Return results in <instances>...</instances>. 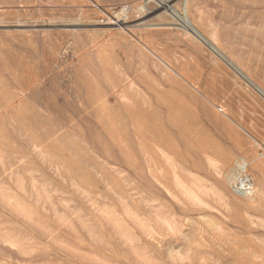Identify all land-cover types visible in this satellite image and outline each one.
Returning <instances> with one entry per match:
<instances>
[{
    "label": "rangeland",
    "instance_id": "1",
    "mask_svg": "<svg viewBox=\"0 0 264 264\" xmlns=\"http://www.w3.org/2000/svg\"><path fill=\"white\" fill-rule=\"evenodd\" d=\"M166 1L0 0V264H264V0Z\"/></svg>",
    "mask_w": 264,
    "mask_h": 264
},
{
    "label": "bare ground",
    "instance_id": "2",
    "mask_svg": "<svg viewBox=\"0 0 264 264\" xmlns=\"http://www.w3.org/2000/svg\"><path fill=\"white\" fill-rule=\"evenodd\" d=\"M159 3H160V8H163V9H165V10H168V11H170L171 13H172V15H176L177 13H176V11L174 10V8L172 7V5L170 4V1H166V0H159ZM182 20H183V22H184V24L187 26V27H192V24L188 21V20H186L185 19V17H182ZM252 81V80H251ZM256 88V87H255ZM259 91H262L261 89H259V88H257ZM261 93V92H260ZM261 94H264V92L263 93H261ZM32 112V111H31ZM239 165V167H240V169H241V173L239 174L241 177V184L243 183V185L245 184V183H249V184H251V180L249 181L248 179L246 180V175L244 176L243 175V172H245V168H246V165L244 164V163H240V164H238ZM248 178V177H247ZM253 184V183H252ZM253 188V187H252ZM116 192V191H115ZM129 206V205H128ZM129 210V209H128ZM135 216V215H134ZM135 220V219H134ZM137 220V219H136ZM157 221V220H156ZM166 222V221H165ZM142 223V222H141ZM164 225V224H163ZM142 226V225H141ZM148 227V226H147ZM156 230V229H155ZM125 231V230H124ZM146 231V230H145ZM149 233V232H148ZM120 234V233H119ZM150 235V234H149ZM155 235V234H154ZM157 236V235H156ZM152 237V236H151ZM132 250V249H131ZM135 250V249H134ZM138 252V251H137Z\"/></svg>",
    "mask_w": 264,
    "mask_h": 264
},
{
    "label": "built area",
    "instance_id": "3",
    "mask_svg": "<svg viewBox=\"0 0 264 264\" xmlns=\"http://www.w3.org/2000/svg\"><path fill=\"white\" fill-rule=\"evenodd\" d=\"M243 186V185H242ZM250 187H248V185H246V187L244 188V186H243V189H245V190H248Z\"/></svg>",
    "mask_w": 264,
    "mask_h": 264
}]
</instances>
